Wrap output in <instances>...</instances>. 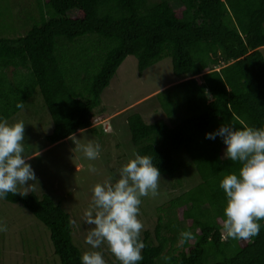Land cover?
<instances>
[{
	"label": "trees",
	"instance_id": "1",
	"mask_svg": "<svg viewBox=\"0 0 264 264\" xmlns=\"http://www.w3.org/2000/svg\"><path fill=\"white\" fill-rule=\"evenodd\" d=\"M33 2L37 14L22 9L16 36H9L16 30L9 3H0V118L11 120L39 96L54 126L47 143L81 129L96 134L93 122L105 116L101 96L127 57L137 59L139 76L170 58L181 81L156 98L171 125L133 114L128 129L136 152L151 156L162 176L175 178L185 158L201 182L161 210L155 241L141 235L139 264H264V226L248 240L222 235L219 181L240 165L223 158L219 137L205 139L226 122L264 125V0ZM3 200L44 225L61 264H81L60 200L48 193H8ZM184 231L193 239L180 244Z\"/></svg>",
	"mask_w": 264,
	"mask_h": 264
},
{
	"label": "rangeland",
	"instance_id": "2",
	"mask_svg": "<svg viewBox=\"0 0 264 264\" xmlns=\"http://www.w3.org/2000/svg\"><path fill=\"white\" fill-rule=\"evenodd\" d=\"M0 3L4 6L9 3L12 17L10 24L7 22L5 26L9 24L12 28L13 25L14 30L24 21L22 9L34 16L37 14L33 0H0ZM17 31L9 36H16ZM8 33L6 31V36ZM180 81L173 74L170 58L163 59L139 76L137 59L127 57L101 96L105 116L99 115L93 122L97 133L86 130L85 139L81 141L91 140L101 145L100 156L95 161L85 159L68 139L57 145L47 143L54 126L39 96L9 120L10 123L23 121L25 124V149L31 157L26 162L31 164L37 177L35 184L28 188L18 187V191L35 193L40 198L48 193L55 201L60 200L72 220L74 244L82 253L89 249L84 238L92 226L84 224L83 212L91 204L93 185L116 175L136 152L128 129L129 116L140 114L147 124L164 120L171 125L164 119L156 95ZM76 135L81 138L80 132ZM180 161L182 169L175 178L161 175L158 195L141 198L138 217L144 226L141 235L149 232L152 241H155L154 230L161 210H169L170 201L201 182L189 160L182 158ZM89 164L94 165L97 172H89ZM0 224L6 227L0 232V264H61L54 254L49 231L23 206L0 199ZM97 250L103 252L106 264H119L106 245Z\"/></svg>",
	"mask_w": 264,
	"mask_h": 264
},
{
	"label": "clouds",
	"instance_id": "3",
	"mask_svg": "<svg viewBox=\"0 0 264 264\" xmlns=\"http://www.w3.org/2000/svg\"><path fill=\"white\" fill-rule=\"evenodd\" d=\"M95 123V120H94ZM94 128V127H93ZM67 137L85 159L95 161L101 145L85 139L79 130ZM25 124L0 118V199L8 193H20L18 187L28 188L37 182L35 171L26 162L31 157L25 149ZM219 137L225 145L223 158L238 162V172H226L219 181L224 193L221 232L225 239L248 240L259 234L264 226V125L236 127L223 123L214 132L205 133V139ZM91 173L97 172L89 164ZM161 173L148 155L133 153L117 174L93 185L91 204L83 212V222L92 226L84 238L89 249L80 256L81 264H106L101 249L108 251L119 264H139L145 247L141 240L143 223L140 221L141 198L158 195ZM6 227L0 224V232ZM193 239V233H180L179 243Z\"/></svg>",
	"mask_w": 264,
	"mask_h": 264
}]
</instances>
